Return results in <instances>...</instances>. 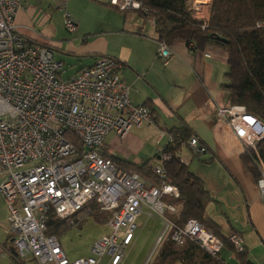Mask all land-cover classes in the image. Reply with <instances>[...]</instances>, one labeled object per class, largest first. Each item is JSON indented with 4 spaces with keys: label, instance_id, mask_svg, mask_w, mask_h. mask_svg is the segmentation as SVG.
Masks as SVG:
<instances>
[{
    "label": "built area",
    "instance_id": "2783aa9c",
    "mask_svg": "<svg viewBox=\"0 0 264 264\" xmlns=\"http://www.w3.org/2000/svg\"><path fill=\"white\" fill-rule=\"evenodd\" d=\"M105 1L120 12L140 10L154 24L140 2ZM210 2L191 0V10L207 19ZM22 8L21 0H0V199L7 208L16 257L34 264H123L144 209L157 216L177 212L162 201L163 196H179L163 167L166 156L151 165L158 179L154 184L138 173L121 172L101 153L109 133L122 138L134 128L153 126L151 111L131 104L130 88L121 77L124 64L118 59L99 57L77 75L62 79L63 63L53 50L28 42L18 32L15 19ZM63 22L68 32L74 31L69 14ZM156 53L163 60L173 55L164 42H158ZM216 114L233 131L256 168V187L264 209V160L256 149L264 138V125L238 106L217 108ZM165 136L166 146L176 139L170 133ZM70 138L77 140L80 149ZM188 145L197 154L205 152L195 137ZM179 160L183 162L181 157ZM89 204L110 215L108 232L92 244L90 256L70 260L59 236L47 233L48 215L53 212L69 226L85 209L86 216L92 214ZM226 238L236 252L243 250L235 233ZM165 240L176 247L191 241L211 256L223 248L211 231L193 219L183 227L164 223L155 248ZM3 251L0 245V253ZM231 257L235 259V254Z\"/></svg>",
    "mask_w": 264,
    "mask_h": 264
},
{
    "label": "crops",
    "instance_id": "0c3cea01",
    "mask_svg": "<svg viewBox=\"0 0 264 264\" xmlns=\"http://www.w3.org/2000/svg\"><path fill=\"white\" fill-rule=\"evenodd\" d=\"M21 1L23 8L15 19L18 32L27 40L53 50L63 63L62 79L77 75L99 57L118 59L124 64L121 77L130 88L131 104L146 105L151 111L153 126L134 128L122 138L109 133L101 147L102 155L153 165L166 146L165 135L185 125L206 150L196 154L184 149L180 155L212 198L206 206V216L219 226L223 236L239 235L251 264H264L258 263L254 256V251L264 245V209L256 182L241 162L240 141L216 114L217 108H228L221 89L227 71L224 52L211 46L196 52L192 45L177 41L169 46L173 55L163 60L156 55L154 26L151 24L149 29L138 12L126 16L128 12L115 10L105 0H83L78 5L81 10L73 7L69 10L74 0H57L63 4V10L59 27H55L52 15L38 13L39 6L45 10L50 4H42V0ZM65 14L74 23L73 32L64 27ZM62 33L69 37L57 38ZM245 121L254 126L251 119ZM0 201V245L4 250L0 253V264H10L8 249H14L13 236L8 230L7 208ZM176 208L178 212L179 207ZM176 213L165 211L158 217L164 223L171 222L166 214ZM23 261L34 264L30 259Z\"/></svg>",
    "mask_w": 264,
    "mask_h": 264
},
{
    "label": "trees",
    "instance_id": "16d2710c",
    "mask_svg": "<svg viewBox=\"0 0 264 264\" xmlns=\"http://www.w3.org/2000/svg\"><path fill=\"white\" fill-rule=\"evenodd\" d=\"M135 1L140 2L142 8H146L154 19L153 26L158 42L170 46L180 41L192 45L196 52L203 51L208 46L222 50L226 55L227 71L223 76L225 81L221 89L225 93L228 107H242L247 115L264 125V25L257 27L259 23L264 24V0H211L206 5L209 14L207 19L201 18L191 10V0ZM135 12L143 15L140 10ZM204 23L205 27L202 28ZM40 45L51 49L44 44ZM169 133L176 139L171 145L165 146L156 157L168 158L163 162V167L179 195L178 198L163 196L162 200L179 207V211L175 215L166 216L177 227H183L190 219L197 221L222 242V249L235 254L238 264H251L246 248L239 253L236 252L227 238L221 234L219 226L206 216L205 209L212 198L203 182L194 175L188 165L179 160L184 149L196 153L188 145L192 132L183 125L170 130ZM70 140L80 149L77 140L73 138ZM256 149L264 160V138L258 142ZM104 158L110 159L121 172H135L158 184L150 162L133 164L106 155ZM240 159L256 182L258 174L249 155L242 153ZM88 207L92 209L95 219L101 220L102 223L108 221L110 215L100 214L95 204H89ZM75 218L76 216L73 217L74 220ZM68 228L65 221L56 219L53 212L49 213L47 221L49 235L58 236ZM8 251L12 257L10 264H26L16 257L14 249L9 248ZM219 253L211 256L196 243L188 240L181 247H176L170 240H165L160 246L154 264H225Z\"/></svg>",
    "mask_w": 264,
    "mask_h": 264
},
{
    "label": "rangeland",
    "instance_id": "374dc122",
    "mask_svg": "<svg viewBox=\"0 0 264 264\" xmlns=\"http://www.w3.org/2000/svg\"><path fill=\"white\" fill-rule=\"evenodd\" d=\"M82 1L83 0L72 1L68 6L69 10L72 7L76 9L79 8V10H81L78 5L83 3ZM43 3H48L50 4V6L48 8H45V10H41L39 6L38 13L41 15L45 14L46 16L52 15L53 26L59 27V16L61 15V11L63 10V4L57 0H42V4ZM28 5H32V3L30 2ZM134 13L132 11H128L126 16L135 15ZM142 19L145 25L149 29H151V23L148 22L144 16H142ZM62 34L63 36L60 35L57 38L69 37L67 33ZM162 146L163 143L160 145V147ZM86 210L87 209L83 211L85 213H81L79 214V216H77L78 220H76L77 218H75V220L73 221L74 223L69 225L68 230L58 235L59 242L70 260H76L78 258H85L90 256V248L92 244L108 232L106 223H102L101 220L95 219L93 217V211L90 216H86ZM136 225L137 229L135 231L133 243L125 250L126 257L123 264H154V260L156 259L160 248H155V243L158 236L163 231L164 221L156 214L151 213V211L147 209H144L141 216L138 218ZM224 232L227 234L228 231L226 230ZM0 233H2V231H0ZM219 256L225 264H238L236 260L230 257V253L225 249H222L220 251ZM254 256L259 259L258 263L264 262V245H262V248L254 251ZM26 263L31 264V262Z\"/></svg>",
    "mask_w": 264,
    "mask_h": 264
}]
</instances>
